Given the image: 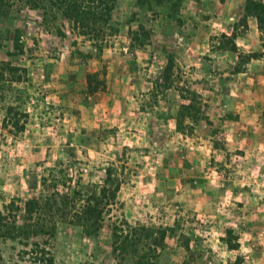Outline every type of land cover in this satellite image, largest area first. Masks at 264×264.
<instances>
[{"label": "rangeland", "instance_id": "374dc122", "mask_svg": "<svg viewBox=\"0 0 264 264\" xmlns=\"http://www.w3.org/2000/svg\"><path fill=\"white\" fill-rule=\"evenodd\" d=\"M7 3L0 62L26 72L0 82V264H264V56L225 83L205 74L223 35L264 53L246 0H113L97 38ZM190 100L195 119L179 118ZM20 113L24 132L5 127ZM111 167L117 203L86 227ZM51 191L74 200L24 215Z\"/></svg>", "mask_w": 264, "mask_h": 264}, {"label": "trees", "instance_id": "16d2710c", "mask_svg": "<svg viewBox=\"0 0 264 264\" xmlns=\"http://www.w3.org/2000/svg\"><path fill=\"white\" fill-rule=\"evenodd\" d=\"M8 0H0V16L6 14L9 10ZM41 4L36 7L46 14H52L54 16L60 17L62 22H66V25L70 32L81 33L82 35L98 37L100 30L96 27L97 25H107L112 21L114 4L113 0H37ZM142 1V0H141ZM152 3L160 4L164 0H151ZM143 5V4H140ZM142 8V7H141ZM246 9L248 13L253 14L258 22V29L264 35V3L262 0H246ZM63 24V23H62ZM107 28V27H105ZM142 44V43H139ZM264 48V41L262 43ZM141 46V45H139ZM13 55H22L23 50L13 47ZM101 52L102 47L99 46L97 49ZM214 57L210 59L211 65L205 67V74L209 78H216L218 82H227L232 75L243 73L246 66L252 61L257 60L264 56L262 51L254 53H242L238 50L235 43V36L223 35L221 40L217 45H213ZM8 55H11L9 53ZM0 82L7 78L5 75H9L11 82H20V78L25 75V69L21 67L13 66L10 62L2 61L0 62ZM20 73L18 78L15 75ZM170 67L165 70V82L170 79ZM88 88L90 87L91 76L88 77ZM91 91L92 88H89ZM194 96V94H193ZM195 99V97H193ZM187 99V97H184ZM194 101V100H193ZM197 108L194 103L190 100L187 105H182L179 108V118L187 117L189 120H194L196 116ZM7 114H17L14 113L13 107L7 108ZM22 119L11 118L9 121L4 119L3 124L5 127L11 126L16 133H21L25 131L26 125L28 123V115L26 113L18 114ZM117 169L114 167L108 168L105 172V178L103 180L102 186L87 198L86 205L81 209L82 220H84L86 227L95 228L99 226L101 222V216L105 207L116 204L117 193L120 190L121 182L118 179ZM42 184L45 185V178H42ZM75 195H78L75 192ZM61 199L64 201H72L74 197H70L68 193L60 194L59 192L51 191L43 200L36 205V207L31 208L29 202L28 209L25 210L24 215L31 218L34 214L37 215V219L40 218L44 212L52 213L54 209L53 203ZM14 202L9 203L5 206L6 209L12 208ZM8 219L6 215L0 212V225L5 224L4 222ZM124 224H127L126 222ZM141 230H145L142 228ZM24 239L26 236L23 235ZM226 245L229 250H237L239 245L236 242L235 236L232 230L226 231Z\"/></svg>", "mask_w": 264, "mask_h": 264}]
</instances>
